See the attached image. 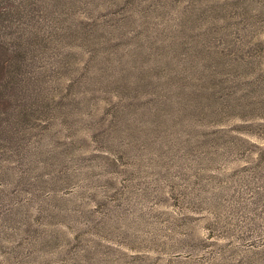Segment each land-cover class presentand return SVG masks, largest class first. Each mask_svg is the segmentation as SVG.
<instances>
[{
  "label": "rangeland",
  "instance_id": "rangeland-1",
  "mask_svg": "<svg viewBox=\"0 0 264 264\" xmlns=\"http://www.w3.org/2000/svg\"><path fill=\"white\" fill-rule=\"evenodd\" d=\"M0 83V264H264V0H0Z\"/></svg>",
  "mask_w": 264,
  "mask_h": 264
},
{
  "label": "trees",
  "instance_id": "trees-1",
  "mask_svg": "<svg viewBox=\"0 0 264 264\" xmlns=\"http://www.w3.org/2000/svg\"><path fill=\"white\" fill-rule=\"evenodd\" d=\"M1 52L4 56L7 57L6 59L2 60L1 64L3 65L4 68L7 67L8 68L7 72L11 74V71H12L11 69L13 67H15V65L17 64V60H16L17 54L15 51L11 52V53H9L8 51H7V53L5 51H1ZM0 85H1V83H0Z\"/></svg>",
  "mask_w": 264,
  "mask_h": 264
}]
</instances>
